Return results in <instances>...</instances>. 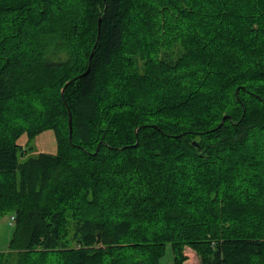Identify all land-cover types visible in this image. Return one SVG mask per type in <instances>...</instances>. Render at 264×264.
<instances>
[{
	"label": "trees",
	"instance_id": "1",
	"mask_svg": "<svg viewBox=\"0 0 264 264\" xmlns=\"http://www.w3.org/2000/svg\"><path fill=\"white\" fill-rule=\"evenodd\" d=\"M7 214L0 264H264V0H0Z\"/></svg>",
	"mask_w": 264,
	"mask_h": 264
},
{
	"label": "rangeland",
	"instance_id": "2",
	"mask_svg": "<svg viewBox=\"0 0 264 264\" xmlns=\"http://www.w3.org/2000/svg\"><path fill=\"white\" fill-rule=\"evenodd\" d=\"M20 143L23 145H25V143L27 144V138L25 136L22 137ZM28 146L30 147L29 154L23 160L37 156L42 152L56 154L57 141L54 131L47 130L39 134L35 139L28 142ZM12 216L13 215L10 216V214H7L0 217V252H7L10 249V241L16 230L15 222L11 221ZM183 255L185 256L183 264H200V256L192 247L185 246ZM162 263L174 264L173 253L170 246L167 247L166 255L162 259Z\"/></svg>",
	"mask_w": 264,
	"mask_h": 264
},
{
	"label": "water",
	"instance_id": "3",
	"mask_svg": "<svg viewBox=\"0 0 264 264\" xmlns=\"http://www.w3.org/2000/svg\"><path fill=\"white\" fill-rule=\"evenodd\" d=\"M94 48H95V47H94ZM93 53H94V50H93V52L91 53L90 58H89V67H88L87 71H86L84 74H82L81 76H83V75H85V74L88 73V71H89V69H90V65H91V61H92V57H93ZM69 124H70V132H72V118H71V114H70ZM70 137H71V135H70Z\"/></svg>",
	"mask_w": 264,
	"mask_h": 264
},
{
	"label": "built area",
	"instance_id": "4",
	"mask_svg": "<svg viewBox=\"0 0 264 264\" xmlns=\"http://www.w3.org/2000/svg\"><path fill=\"white\" fill-rule=\"evenodd\" d=\"M11 221L15 222V217L14 216L11 217Z\"/></svg>",
	"mask_w": 264,
	"mask_h": 264
}]
</instances>
